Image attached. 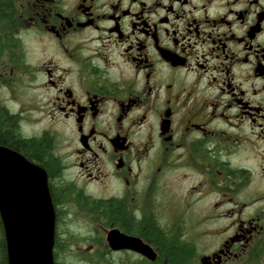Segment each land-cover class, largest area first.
<instances>
[{
  "label": "flooded vegetation",
  "instance_id": "obj_1",
  "mask_svg": "<svg viewBox=\"0 0 264 264\" xmlns=\"http://www.w3.org/2000/svg\"><path fill=\"white\" fill-rule=\"evenodd\" d=\"M5 1L0 146L47 173L54 264H190L208 218L202 264H264V0Z\"/></svg>",
  "mask_w": 264,
  "mask_h": 264
},
{
  "label": "water",
  "instance_id": "obj_2",
  "mask_svg": "<svg viewBox=\"0 0 264 264\" xmlns=\"http://www.w3.org/2000/svg\"><path fill=\"white\" fill-rule=\"evenodd\" d=\"M0 214L4 224L8 264H54L55 214L44 169L21 154L0 146ZM124 234L112 230L113 249L128 246ZM146 253L145 247L132 245ZM155 259L156 254L150 255ZM208 259L207 256L203 261Z\"/></svg>",
  "mask_w": 264,
  "mask_h": 264
},
{
  "label": "rangeland",
  "instance_id": "obj_3",
  "mask_svg": "<svg viewBox=\"0 0 264 264\" xmlns=\"http://www.w3.org/2000/svg\"><path fill=\"white\" fill-rule=\"evenodd\" d=\"M263 181L264 180H262V179H258V178L255 179L254 187H255L256 193H262V186H264ZM255 206L257 208H259V207L264 208V200L256 199L255 200ZM193 220L194 219L191 218L192 223H193ZM203 222H204V226L206 228L207 233L201 237V243L198 246V250L191 251V255L195 256L196 258L193 259L190 262V264H202V262L205 263L203 261V258L201 260V255L203 253H206V252L212 250L221 238L220 234H218V233L216 234V233L211 231V230L214 231V226L218 225V221L216 219L208 218L207 220L204 219ZM191 235H194V234L192 233ZM69 262H70V264H81V263H77L74 259H71Z\"/></svg>",
  "mask_w": 264,
  "mask_h": 264
},
{
  "label": "trees",
  "instance_id": "obj_4",
  "mask_svg": "<svg viewBox=\"0 0 264 264\" xmlns=\"http://www.w3.org/2000/svg\"><path fill=\"white\" fill-rule=\"evenodd\" d=\"M3 4V6H5L6 1L5 0H0V5ZM1 256V255H0ZM174 257H177V253L174 254ZM0 264H4L3 260L0 257Z\"/></svg>",
  "mask_w": 264,
  "mask_h": 264
}]
</instances>
